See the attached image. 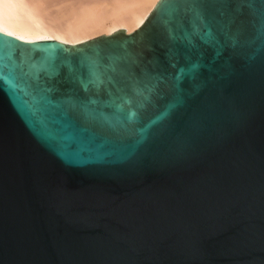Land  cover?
<instances>
[{
    "label": "water",
    "instance_id": "1",
    "mask_svg": "<svg viewBox=\"0 0 264 264\" xmlns=\"http://www.w3.org/2000/svg\"><path fill=\"white\" fill-rule=\"evenodd\" d=\"M175 7L158 0L135 30L74 44L0 30V64L83 71L77 83H57L64 72L52 82L81 97V83L109 77L122 90L87 124L115 152L66 160L0 83V264H264V40L252 26L264 0H233L243 21L237 47L141 146L118 136L122 97L142 101L154 77L173 71ZM157 112L146 105V120Z\"/></svg>",
    "mask_w": 264,
    "mask_h": 264
},
{
    "label": "snow or ice",
    "instance_id": "2",
    "mask_svg": "<svg viewBox=\"0 0 264 264\" xmlns=\"http://www.w3.org/2000/svg\"><path fill=\"white\" fill-rule=\"evenodd\" d=\"M219 3L222 7L215 13L208 5ZM233 0H175L169 20V39L176 55L171 63L173 71L154 77L155 83L149 95L140 102L124 99L120 106L123 118L118 136L121 140H133L137 147L147 138L148 129L169 115L178 103L189 94V90L199 85L205 73H211L215 61L226 49H235L239 41V8L232 9ZM260 39L264 40V16L253 22ZM208 50L214 55L210 60ZM63 68L30 67L0 64V83L17 97L14 108L23 112L26 123L41 141L55 145V152L61 159L71 160L84 155L103 158L112 155L116 148L112 142L98 141L89 127L94 119L91 109L104 110L110 106L114 96H122L117 82L109 77L98 82L81 83L83 96L71 88L62 89L53 85ZM16 79H12V74ZM83 71L76 76L75 68L64 72L63 80L57 83H77L82 81ZM89 85H92L91 87ZM157 108L154 118H145L146 105ZM116 132V128L108 125ZM140 138L136 139V134Z\"/></svg>",
    "mask_w": 264,
    "mask_h": 264
},
{
    "label": "bare ground",
    "instance_id": "3",
    "mask_svg": "<svg viewBox=\"0 0 264 264\" xmlns=\"http://www.w3.org/2000/svg\"><path fill=\"white\" fill-rule=\"evenodd\" d=\"M157 1L58 0L51 3H57L52 10L48 0H0V30L23 40L53 38L74 44L101 32L135 30Z\"/></svg>",
    "mask_w": 264,
    "mask_h": 264
},
{
    "label": "rangeland",
    "instance_id": "4",
    "mask_svg": "<svg viewBox=\"0 0 264 264\" xmlns=\"http://www.w3.org/2000/svg\"><path fill=\"white\" fill-rule=\"evenodd\" d=\"M57 1H58V0H57ZM57 1H55V0H51V2H50V0H48V2H46V4L48 3V4H47V7H49L50 9L53 10L54 8H56L55 5H56L57 3H56V4H54V3L57 2ZM52 2H54V3H53L54 5L51 4ZM49 4H50V6H48ZM51 5L54 6V7L51 8V7H52ZM101 34H103V33L101 32ZM98 35H100V34H98Z\"/></svg>",
    "mask_w": 264,
    "mask_h": 264
}]
</instances>
